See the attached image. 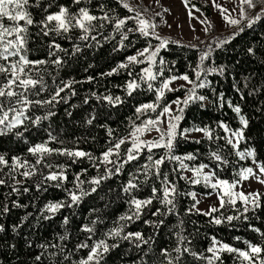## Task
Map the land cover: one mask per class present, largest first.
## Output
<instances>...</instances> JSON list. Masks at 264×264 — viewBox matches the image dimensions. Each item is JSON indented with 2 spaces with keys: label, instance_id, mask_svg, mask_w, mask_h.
<instances>
[{
  "label": "trees",
  "instance_id": "trees-1",
  "mask_svg": "<svg viewBox=\"0 0 264 264\" xmlns=\"http://www.w3.org/2000/svg\"><path fill=\"white\" fill-rule=\"evenodd\" d=\"M29 2L32 4L35 0H29ZM48 2L50 0H44L43 6L46 7ZM51 2L53 7L48 9L49 12L58 11L59 5L67 6L72 11L85 6L83 3L74 5L72 0H51ZM100 3H104L106 9L114 10L119 18L135 15L134 12H128L123 8L119 0H92V4L88 6L93 14L101 15L98 10ZM189 5H195L205 13L210 12V7L204 0H189ZM27 10L32 13L34 20L39 21L42 18L39 9L28 8ZM257 10L259 11V7ZM3 22L6 25L12 23L6 18ZM20 23L24 22L20 21ZM247 24L248 21L242 19L235 30L221 35L218 39H207L201 45L171 39L179 41V44H169L167 49L160 51L153 71L159 73L161 67L164 71L155 81H150L153 84L151 90L147 83L139 79L142 75L141 70L148 67L147 62L131 64L127 69H119L111 76L102 74L110 72L120 63H126V58L147 47L149 40L153 46H157L159 41L154 38H145L138 32L128 33L129 40L124 41L126 47L114 51L119 47L120 35L113 32L112 25L103 31V36H97L102 44L101 47H96L93 41H79L78 30L69 34L72 39H67L63 36L36 35L39 29L31 26L28 58L48 62L33 68L31 73L33 78L42 76L46 88L40 91L38 96L29 94V99H51L57 86H62L61 82L74 81V83L72 89H65L60 93V97L64 99H60L59 103L53 102L54 107L53 105L42 107L34 105L28 112V115L33 118L44 116L49 110L55 112V115L42 120L38 126L32 125L30 121L26 122L28 131H24L21 127L13 133L0 136V154H3L8 161V166L3 167V171L0 172V178L6 180L4 185H0V207L7 204L10 209L9 212L0 214V225L4 227V231L0 232V264H73L82 257H86L88 252V249L76 250V245L85 240L88 235L81 231L82 227L86 224L90 225L91 221L97 218L103 223H97L94 239L102 238L105 231L120 224L125 225V233L140 232L145 239L152 238L148 244H143L140 248L135 246L138 242L118 241L119 247L107 254L103 264H168L167 258L162 253L167 249L171 258L176 257L177 254L173 249L177 246V233L188 238L185 242L186 246L191 252L197 254L193 256L190 253H184L179 264H207L205 259L199 257L211 256L207 249L212 246L213 239L242 251L249 250L246 242L264 247V190L258 193L260 195L258 208H253L249 204L247 205L249 210L244 212L246 205L237 199L235 205L225 203L222 208L220 205L216 207L217 212L205 215L204 213L210 211L194 207L196 203L194 193L208 195L218 191V188H212L211 184L204 179L187 176L185 169L180 167L179 161H166L161 166V172L168 173L169 180L174 181L177 187L178 195L175 198L173 212L168 215H152L157 208H161L162 212L166 211L154 201L153 205L144 209L139 218L121 221L119 219L121 216L130 214L128 201L131 199L129 194L123 192V186L130 178V173H135L140 166L148 163L147 149L142 151L138 160L125 164L120 174L102 180L95 192H90L94 185L89 181L105 172V165L101 164L99 159L95 161H90L87 157L76 159L53 152L50 155H44L42 163L37 166L36 175L32 177L25 178L21 175L26 170L24 168L11 171L14 156L35 164L37 157L29 153L28 149L38 143H47V146L52 149L81 150L90 153L94 158H99L107 150L110 142L118 138H128V142L120 149L122 161L127 148L131 147L129 132L133 122L140 124L149 116L152 118L156 116V113L149 111L137 118L136 108L147 103H159L161 106L157 108L159 112L164 105L177 97L186 96L192 84L188 88L179 87L173 91L166 89L164 97L158 102L156 90L167 78L188 75L189 79L197 84L201 80L206 81L205 88H197V95L205 96L206 99L192 102L185 108L184 119L180 122L174 143L173 155L180 157L193 155L194 159L183 160L189 169L206 165L219 179L228 182L240 180V173L245 168L252 166L253 163L259 166L264 165V19L257 21L251 27ZM129 27L136 28L134 20L127 21L125 31ZM241 28L243 31H240ZM104 36L110 38L104 40ZM113 36L114 39L111 38ZM52 39H55L62 48L67 49V54L57 53L64 61L59 67L51 62L56 59V56H48L47 45ZM218 41H227V43L218 45ZM87 43H92L93 47H87ZM75 44H80L82 51L73 56ZM249 48L253 49V53H249ZM202 51L209 53L202 68H216L217 71L204 72L200 80H197L195 70L200 64L199 57ZM161 58L165 61L164 65L159 64ZM141 59L144 58L141 57ZM0 63L7 62L0 61ZM220 69L223 71L221 72ZM89 77L93 79L89 81ZM0 79H4L3 74H0ZM133 79L140 84V87L129 96L126 84ZM40 87L37 85V88L32 91H39ZM73 89L75 95L71 94ZM107 95L114 98L119 96L121 102L109 103L102 98ZM86 98L87 103L84 102ZM230 103L232 106L239 105L241 113H235L229 106ZM176 109L177 107L173 110L174 113ZM69 112L71 115H68ZM240 115L248 120V127L243 130V139H239L237 144L229 143L231 139L221 124L227 125V128L232 131L241 129ZM89 119H92L90 125L87 123ZM197 128H208L211 138L203 131L193 134ZM184 129L192 130L180 135L179 133ZM109 130H111V136ZM15 131H21L24 135L17 137ZM49 132L56 137L55 140H50ZM158 136L155 135L150 140ZM164 151V149H153L151 154L154 159H159ZM242 151H254L255 155L242 156L240 154ZM213 153L219 155L221 159L216 160ZM73 159H76L75 163ZM112 159L117 158L113 156ZM46 165H52V167L49 168ZM58 165L65 166V174L68 178L63 183V187H56L57 182L47 181L38 188L42 175L58 172L60 170ZM108 167L112 166L108 165ZM173 169L178 171L173 172ZM76 174H80V180L84 181L82 187L90 194L83 196L78 205L62 208L52 215L51 219H44L43 215L51 214L45 212L42 215L41 209L49 202H70L65 189L76 191L74 186ZM181 176L187 179H181ZM139 179L143 181L144 176L140 175ZM194 179H199L200 183H193ZM153 184L157 188L160 187V181L155 176H152L147 184H141L138 191L133 190L132 195L139 199L149 197ZM13 186L19 189L18 193L12 191ZM25 188L28 191H24ZM14 201L25 207H13ZM29 213L31 215H28ZM26 215L28 219L24 220L23 217ZM66 216L69 218L68 225L63 224ZM228 216H238L239 219L228 222L224 219ZM214 217L221 218L223 222L219 225L213 223ZM161 220H163L162 224ZM61 236H66V239L61 240ZM92 242V240L88 241L89 244ZM109 243L113 241L110 240ZM53 253L56 255H52ZM37 256L41 257L39 261L36 260ZM64 256L69 258L64 260ZM220 256L222 264H248L247 261H242L237 253L225 251L220 253ZM260 257L264 259V251L261 252ZM221 261H217L216 264H221Z\"/></svg>",
  "mask_w": 264,
  "mask_h": 264
},
{
  "label": "snow or ice",
  "instance_id": "snow-or-ice-1",
  "mask_svg": "<svg viewBox=\"0 0 264 264\" xmlns=\"http://www.w3.org/2000/svg\"><path fill=\"white\" fill-rule=\"evenodd\" d=\"M122 4L123 8L127 9L128 12H134V16H129L126 18H119L115 15L114 10L106 9L104 3H100L98 5V10L101 15H95L91 11L88 5L92 4V0H72L74 5H81L82 3L85 6L78 7L76 11H72L69 7L64 5L58 6V11L49 12L48 9L53 7V3L48 2L47 6L44 5V0H35L34 3L30 4L29 0H0V61H4L7 63H0V74H3L4 79H0V136H6L9 133H13L14 130H18L21 127L24 128V131H28L27 123L31 122L32 125L38 126L41 124L42 120H47L51 116L55 115V112L49 110L44 116H35L34 118L28 115L30 109L36 106H44V105H53V102L59 103L60 99H64L60 97V93L64 92L65 89H72V84L74 81L69 82H61L62 86H57L54 95L51 96V99L48 100H31L29 99V94L33 96H38L40 91H44L46 85H44L43 77L39 76L38 78H33L32 70L38 65L46 64L48 61L45 60H30L28 58V44L31 38V33L29 32V28L31 26H35L39 29V32L36 35H43L44 37H52V36H63L67 39H72V36L69 34L78 30L80 35L77 37L79 41L82 42H95L96 47H101L102 44L100 40H98L97 36H103V31L109 26L112 25L113 32L118 33L120 35L119 47L115 48L114 51L119 50V48L126 47L124 41L129 40L128 33L138 32L141 36L148 38H154L159 41L157 46H153L149 40L148 46L142 50H138L135 55L128 56L126 58V63H120L116 68H113L110 72L102 75H109L118 72L119 69H127L131 64H143L145 62L148 63V67H145L141 70L142 75L139 76V79L148 84V88L151 90L153 88V84L150 81H155L158 75H162L164 68L161 67L159 73H155L153 71L154 66L157 64V57L162 49H167L169 44L175 43L179 44V41H173L169 38L161 37L155 29L158 27L156 23H154L150 18H147L143 15V13L136 7L131 6L128 3V0H119ZM159 0H157V3ZM185 7L187 8L189 5V0H184ZM193 7H195L193 5ZM217 8L220 9L221 15L224 19L231 25H238L240 20L233 19L229 15H225L228 12V9L222 8L220 5H216ZM259 7V11L255 12V15L249 16V10H256ZM28 8H36L39 9L42 13V18L39 21L33 19L32 13L28 11ZM240 8V16L243 19L248 21L247 26L251 27L257 21L264 19V0H240L239 3ZM165 12L168 11L167 8L164 9ZM199 11V9H196ZM157 16H160L161 13H156ZM189 16H192V11L189 9ZM5 18L12 22L10 25H6L3 21ZM128 20H134L136 23V28H127L125 31V26ZM20 21L24 23L21 24ZM201 23H208L207 21H201ZM211 25L209 24V27ZM207 28L205 31L207 32ZM243 31V28L240 29ZM96 33V35H93ZM104 40H108L109 36H104ZM111 38H115L114 36ZM220 43H227V41H218V45ZM87 47H93L92 43H87ZM48 47V56H56L54 61H51L56 66H61L64 61L63 59L57 55L58 52H63L67 54V49L61 47L59 43L52 39L51 42L47 45ZM82 51V46L80 44H75L73 47L72 55ZM249 53H253V49H248ZM209 53L207 51H202L199 57L200 64L197 65V69L195 70L196 79L200 80L202 73L204 72H216V68L204 69L202 68L203 62L208 58ZM143 57L144 59H141ZM160 65H164L165 61L163 58L159 60ZM222 72L223 70L220 69ZM131 75V73H129ZM93 77H89L88 80L91 81ZM176 79H182L192 84V87L187 90V94L183 100L177 98V100L173 101L177 105V109L175 113L172 110L171 104L164 105L159 112H157V108L161 106L159 103H147L140 105L136 108V113L138 114L137 118L140 115H145L149 111L156 113L155 118L151 116L148 119L143 120L140 124H135L133 122L131 130L129 132L131 147L127 148L125 158L120 160V149L121 146L128 142V138H118L114 141L110 142L109 147L106 151H104L99 158H94L90 153L77 150H61V149H52L47 146V143H38L28 149V152L33 156L37 157L35 160V164H30L27 160H21L20 157H12V165L11 171H16L19 168L26 169L21 173L25 178L32 177L36 175L37 166L40 165L43 161V157L45 154H52L56 152L60 155H67L70 158H85L87 157L90 161H95L99 159L100 163L105 165V172L103 175H98L97 177H93L89 183L94 185L90 189V192H95L97 187L100 185L101 181L107 178H110L112 175L120 174L124 168V165L138 160L140 154L144 149H147L149 155L147 156L148 163L140 166L135 173H130V178L128 179L126 185L123 186V192L129 194L131 199L128 201L129 215L121 216L119 219L121 221L128 220L131 221L134 218H139L144 209L153 205V202H158L166 211H161V208H157L152 215H168L172 213L175 208V198L178 195L177 187L174 181L169 180L168 173L161 172V166L164 165L166 161H179L180 167L194 171L195 177L199 178L202 175V169L206 167V165H200V167L196 169H188V166L183 163L184 159L192 160L195 157L191 154H188L185 157H180L173 155L174 143L177 139L178 129L180 128V122L184 119L185 108L192 102L195 101H204L206 99L205 96L197 95V88H205L207 86L206 81L201 80L200 83H195L190 80L188 75H182L180 77L172 76L169 79H165L162 82V85L159 89H157V102L160 101L164 95L165 90L173 91L169 87L171 81H175ZM37 85H40L39 91H32L37 88ZM140 87V84L137 83L135 79L130 80L126 84V91L129 96L132 95L133 91ZM178 90V89H177ZM72 95H75L74 89L71 91ZM95 95V93H93ZM59 98V99H58ZM100 97H98L99 99ZM107 100L109 103L115 104L120 103L121 98L119 96L113 97L111 95H107L102 97ZM222 99V97H221ZM87 103V98L84 101ZM233 111L237 114L241 113V108L239 105L232 106ZM75 107V106H74ZM68 115H71L69 112ZM242 128L232 132L233 137L239 139H243L244 132L243 130L248 127V120L240 115L239 117ZM87 123L92 124V119L87 120ZM166 123L167 127L164 128L162 125ZM221 127L225 128V131H230L227 128V125L221 124ZM155 130L159 133L158 138L152 140H143L141 137L147 133ZM192 129H184L180 132V135H184V133L191 131ZM196 131H203L206 135L211 138V132L208 128H197ZM111 130H109V135L111 136ZM15 135L17 137H22L24 135L21 131H15ZM50 140H55L56 137L49 132ZM198 142V141H197ZM229 143H232L229 140ZM235 146V145H234ZM153 149H164V154L160 156L159 159H154L151 154ZM216 160H220L221 157L213 153ZM242 156H254V151H249L246 154L241 153ZM115 156L117 159L113 160L112 157ZM76 159H73V163L76 162ZM111 165L112 167H108ZM8 166V161L5 159L3 154H0V172L3 171V167ZM95 166V165H94ZM46 167L51 168L52 165H46ZM60 170L58 172H49L46 176L42 175V179L40 183L37 185L40 188L45 182L52 181L57 182L56 187H63V183L67 181V175L65 174V166L58 165ZM98 167V166H97ZM259 170L262 174H264V165L259 166ZM86 171V170H84ZM178 171V169H173V172ZM143 175L144 180L141 181L139 176ZM250 175H255L252 168L244 169L241 173V179H248ZM155 176L160 181V187L157 188L155 184L151 186V195L144 199H139L136 196L132 195L133 190H139L141 184H147L148 181ZM80 174H76L75 177V189H65L70 197V202L67 201H59V202H49L45 205L43 209H41V214L47 212L51 215H43L44 219H51L52 215H55L62 208H72L75 205H78L83 196L89 195L90 192L84 190L82 185L84 181L80 180ZM181 179H187L186 177L181 176ZM203 179L205 182L210 180L209 175H203ZM259 179V178H258ZM193 183H200L199 179L192 180ZM261 183H264V180H260ZM6 180L0 178V185H4ZM212 188H223V194L220 196V206L224 207L225 203L235 205L236 200L239 199L244 202L246 207L244 208V212H247L249 208L247 205L251 204L253 208H258L260 206L259 200L260 195L258 193H250L245 195L243 192L236 193L233 189L236 187L235 184H230L228 181L219 180L217 183H213ZM13 192H19V189L15 186L12 187ZM24 191H28L27 188ZM227 197V200H225ZM198 203V201H197ZM13 207H25V205H20L18 202H13ZM10 209L7 204H4L0 207V214L9 212ZM218 209L213 207L210 212L204 213L205 215H211L214 212H217ZM28 215H31L30 213ZM24 220L28 219L26 215L23 217ZM228 222H231L234 219H239V217L228 216L226 218ZM103 223L102 220H93L91 224H86L82 227L81 231L87 233V237L85 240L79 242L76 245V250L80 249H88L87 256L82 257L79 261L73 262V264H103L107 254L118 248V241H130V242H138L135 244L137 248H140L143 244H148L149 240L152 238L149 237L145 239L140 232H124L125 225L120 224L111 229H108L103 233V237L100 239H94L97 232V223ZM213 223L219 225L223 221L221 218H213ZM147 223V221H146ZM163 223V220L160 221ZM63 224H69V218L66 216L63 219ZM18 227V226H15ZM4 231L3 225H0V232ZM256 231H259L256 229ZM177 246L173 249V251L177 254L173 259L171 258V254L167 249L163 250V255L167 258L168 264H179L184 253H190L193 256L197 254L191 252V250L186 246V241L188 238L180 233H177ZM61 240L66 239V236H61ZM89 240L93 242L91 244L88 243ZM113 241V243H109V241ZM248 245L247 251H242L236 248L229 246L226 243H220L213 239L212 246L207 249L208 253H211V256H203L201 255L199 258L205 259L207 264H216L217 261H221L220 253L229 252V253H237L238 257L242 259V261H247L248 264H264V259L260 257L262 251H264V247L256 244H252L251 242H246ZM41 247H45L41 245ZM55 247V246H54ZM60 252H63V249H60ZM147 254V253H146ZM52 255H56L53 253ZM69 257L64 256L63 259L67 260ZM41 257L37 256L36 260H40ZM222 264V261H221Z\"/></svg>",
  "mask_w": 264,
  "mask_h": 264
},
{
  "label": "rangeland",
  "instance_id": "rangeland-1",
  "mask_svg": "<svg viewBox=\"0 0 264 264\" xmlns=\"http://www.w3.org/2000/svg\"><path fill=\"white\" fill-rule=\"evenodd\" d=\"M208 3L210 7V12L205 13L203 10L195 7L193 5H188L185 7L184 0H129L128 2L131 6L138 8L145 17L150 18L154 23L158 25L155 31L163 38L176 39L183 42H188L191 44H203L207 39H218L221 35L235 30L238 25L229 24L224 17L221 15V11L216 5H220L222 8L228 9L225 15H229L233 19L242 20L240 16L239 3L240 0H204ZM167 8L168 11L165 12L164 9ZM189 9L192 11V16H189ZM199 9V11H196ZM258 9V8H257ZM249 11V16H253L256 11ZM156 13H161L157 16ZM201 21H207L208 23H201ZM209 24L211 25L209 27ZM207 28V32L205 31ZM182 75H178L180 77ZM169 79V78H167ZM162 85V84H161ZM190 83L182 79H176L171 81L169 87L171 89H176L179 87H189ZM161 87V86H160ZM185 95L177 97L180 100ZM174 99L173 101L177 100ZM172 101V102H173ZM170 102L172 110H174L177 105ZM166 128V123L162 125ZM232 130L227 131L229 138L234 144H237L236 137H233ZM200 131H194L193 134H199ZM155 135H159L155 130L145 133L141 139L150 140ZM248 151H242L241 153H247ZM252 168L255 175H250L248 179H241L234 182H229L230 184H235L236 187L233 189L234 192H243L245 195L250 193H260L264 190V183L260 180H264V174L259 170V165L253 163L252 166L247 167ZM245 168V169H247ZM189 169V168H188ZM196 168H193V170ZM185 174L187 176H192L194 178V171L185 169ZM203 175H209L210 180L208 183L211 185L217 183V181L222 180L215 177L212 172L204 167L202 169L201 179ZM259 178V179H258ZM226 181V180H225ZM223 194V188L218 187V191L212 192L211 194L205 195L200 193H194L196 203L194 207L203 211H210L213 207H218L220 205V196ZM198 201V203H197Z\"/></svg>",
  "mask_w": 264,
  "mask_h": 264
}]
</instances>
